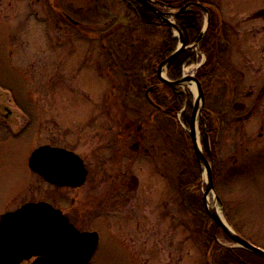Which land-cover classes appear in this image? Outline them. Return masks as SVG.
Masks as SVG:
<instances>
[{
    "label": "rangeland",
    "instance_id": "1",
    "mask_svg": "<svg viewBox=\"0 0 264 264\" xmlns=\"http://www.w3.org/2000/svg\"><path fill=\"white\" fill-rule=\"evenodd\" d=\"M208 1L226 20L230 48L224 64L232 90L214 185L245 237L264 249V0ZM103 4L53 1L70 14L83 8L79 17L96 29L79 31L63 22L49 0H0V110H13L8 120L0 115V217L28 201L46 200L73 212L82 230L99 232L91 264H206L200 222L180 194L181 184L203 193L206 168L199 178L192 175L180 155V128L146 100L125 93L132 50L117 48L120 57L110 64L98 35L105 19L94 14ZM108 7L112 17L125 14L123 3ZM192 82L185 86L197 96ZM140 126L149 154L130 149L135 138L116 137L119 128ZM45 144L85 159L89 176L83 186H52L32 172L29 156Z\"/></svg>",
    "mask_w": 264,
    "mask_h": 264
},
{
    "label": "trees",
    "instance_id": "2",
    "mask_svg": "<svg viewBox=\"0 0 264 264\" xmlns=\"http://www.w3.org/2000/svg\"><path fill=\"white\" fill-rule=\"evenodd\" d=\"M117 1L123 3L125 14L121 17H112L111 10L102 8L94 14L104 17L106 33L99 37L102 48H131L132 52L127 55L133 64L132 69L124 70L128 82L125 85V93L132 94L137 100H141L149 88L154 99L164 106L163 115L168 122L171 120L180 128L177 142L180 155L184 161L185 168L191 170L192 175L199 178L201 171L195 156L193 143L190 135L181 127L177 115L185 106L181 119L189 126L190 114L192 112L193 96L187 99L186 94L174 91L168 84H163L157 74L160 62L169 57L179 44L178 38L174 37L172 28L162 21L157 14L135 0H107V3ZM197 1L205 5L210 12L211 21L209 27L199 43L200 52L206 55L205 63L198 69L197 78L202 84L205 94V105L200 117L202 129L201 142L206 156L213 166L214 182L219 178L220 170V139L227 126V112L230 101L226 94L231 92L227 79L231 72L225 67L224 58L230 48L226 20L220 8L208 0H154V3L164 10L179 9L188 2ZM104 4V5H105ZM116 17L117 25L111 27L110 22ZM87 19V18H86ZM90 19V18H89ZM206 15L205 12L193 7L177 17L176 23L183 30L188 44L196 41L201 34ZM88 23V22H87ZM92 24V23H91ZM161 36L156 44H151L150 39ZM117 52L119 53L118 49ZM120 57V53L118 58ZM198 60L196 52L192 49L182 53L168 70L170 80H177L182 76L185 62L191 64ZM117 63V62H116ZM110 59V64H116ZM169 92L170 97L162 100L159 94ZM156 111H160L155 109ZM190 173V174H191ZM216 188V187H215ZM191 192L184 184L180 186L181 201L183 206H188L189 211L194 214L200 222V237L206 253V264H264V258L240 247L225 246L218 241L219 237L232 242V240L216 227L210 217L203 201V193ZM219 192V193H218ZM223 201L225 211L230 224L238 234L245 237L243 230L231 217L228 206L220 191H217ZM246 238V237H245ZM254 244L258 245L256 242Z\"/></svg>",
    "mask_w": 264,
    "mask_h": 264
},
{
    "label": "water",
    "instance_id": "3",
    "mask_svg": "<svg viewBox=\"0 0 264 264\" xmlns=\"http://www.w3.org/2000/svg\"><path fill=\"white\" fill-rule=\"evenodd\" d=\"M179 33L180 43L177 49L158 67V76L176 88L188 80H194L198 86V96L194 102L190 120V136L195 154L201 168H206L208 182L204 193L207 211L216 224L233 242L235 247L249 250L264 258V249L239 235L233 227L211 212L208 198L219 202L224 210L223 202L215 191L211 163L207 159L196 131L197 117L201 114L205 97L200 81L194 76H185L170 81L167 70L173 62L190 46L182 29L177 26L176 18L190 7H198L207 12V22L194 46L198 47L210 23L209 10L199 2H189L176 12L159 9L152 0H136ZM68 18L78 24L76 20ZM166 70L165 75L163 71ZM189 96V93H188ZM29 166L41 174L48 182L58 186L80 187L87 180L88 169L84 160L73 151L62 147L44 145L36 149L30 159ZM100 236L97 231H80L69 220L62 210L46 201L28 202L15 211L7 212L0 218V264H23L24 261L36 259L27 264H89L98 249Z\"/></svg>",
    "mask_w": 264,
    "mask_h": 264
},
{
    "label": "flooded vegetation",
    "instance_id": "4",
    "mask_svg": "<svg viewBox=\"0 0 264 264\" xmlns=\"http://www.w3.org/2000/svg\"><path fill=\"white\" fill-rule=\"evenodd\" d=\"M39 2L41 1V0H38ZM53 1L54 0H49V5L51 6V8L53 9L54 7H53ZM93 3H96L97 1H100V0H91ZM104 3H106V1L107 0H102ZM104 5V4H103ZM102 8H107V5L105 4L103 7H98V8H96L97 10H99V11H101L102 10ZM54 9H56V10H58L59 11V13H58V15H60L61 17H62V20H63V22L64 23H66V25L68 26V25H71V26H73L74 28H76L77 30H79V31H83V28L85 29V28H87V29H90V30H95L96 28H94V26L95 25H93V24H91V23H87V22H85V19L83 18V19H81L79 16L80 15H83L84 14V12H82L83 11V8L82 7H78L77 8V11H78V13L79 14H77V15H75V14H70L67 10H65L64 8H59V7H57V8H54ZM62 10H65V11H67V13L69 14V15H71L75 20H77V21H79L81 24L83 23L84 25H81V24H75L74 22H72L68 17H67V15L65 14V13H63L62 12ZM83 16H85V14L83 15ZM111 24H110V26L111 27H113V26H116L117 25V21H116V17L115 18H113V20L110 22ZM87 25V26H86ZM90 26H93V27H90ZM106 33V30H104V31H99L98 32V35L99 36H102L103 34H105ZM102 49H104V51L103 52H106V53H108L109 54V56H110V59H112L115 63L117 62V57L119 56V53L117 52V48H102ZM189 63H187V62H185L184 63V65H183V68H184V66H186V65H188ZM152 90V89H151ZM175 91V90H174ZM148 93V94H147ZM147 93H145V96L142 98L143 100H146L151 106H152V108L155 110V109H158V110H160V111H156V113H162V115H163V110H164V106L163 105H161L160 103H158L155 99H154V97L152 96V93H151V91L149 92H147ZM168 97H170V93L169 92H165V93H161V94H159V98L160 99H162V100H164V99H166V98H168ZM151 98L153 99V101H151ZM236 107V106H235ZM242 108H245V106L244 105H242ZM251 113V112H250ZM0 115L2 116V117H4V120H8V119H10L11 117H12V115H13V110H11V109H9V108H7V107H5L4 109H1L0 110ZM228 115V114H227ZM164 116V115H163ZM141 127L142 126H140V128L139 127H137L135 130H128V131H126L125 129L123 130L122 128H119V131H118V134H117V138L118 139H120V138H122V139H126V140H129V139H132V138H135V140H134V144L132 143V144H130V149L131 150H134L135 151V153H140L141 151H145L146 153H148L149 154V150L148 149H145L144 148V146H143V144H142V137H141V135L139 134V131L141 130ZM46 145H48V144H46ZM49 145H51V144H49ZM54 146V145H53ZM85 160V159H84ZM85 163H86V161H85ZM89 170V169H88ZM35 174H37L38 176H40L43 180H44V178L41 176V175H39L38 173H36V172H34ZM50 185H52V184H50ZM53 186V185H52ZM40 201V200H39ZM46 201V200H45ZM29 202V201H28ZM23 205V204H22ZM21 205V206H22ZM19 208V207H18ZM59 208V207H58ZM17 209V208H16ZM62 211H63V213L66 215V216H68V218H69V220H70V222L73 224V225H75V227H77L78 229H80V230H82L81 229V226L79 225V222H78V220H77V218H75V216L73 215V212H68V211H65V210H63L62 208H60ZM15 210V209H14ZM9 211H13V210H9ZM6 212H8V211H6ZM81 212V211H80ZM80 212H78V215H79V213ZM96 255V254H95ZM36 259V257H33L32 259H31V261H33V260H35Z\"/></svg>",
    "mask_w": 264,
    "mask_h": 264
},
{
    "label": "bare ground",
    "instance_id": "5",
    "mask_svg": "<svg viewBox=\"0 0 264 264\" xmlns=\"http://www.w3.org/2000/svg\"><path fill=\"white\" fill-rule=\"evenodd\" d=\"M192 88L194 91H197V85L195 82H192ZM211 197L208 198V202H209V207L212 213L217 214L225 224H227V220L224 216L223 213V209L221 207V205L219 204V202L217 200H215L214 203H211ZM228 225V224H227Z\"/></svg>",
    "mask_w": 264,
    "mask_h": 264
}]
</instances>
